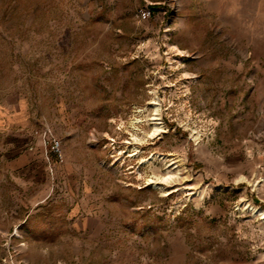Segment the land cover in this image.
I'll list each match as a JSON object with an SVG mask.
<instances>
[{"label": "rangeland", "instance_id": "1", "mask_svg": "<svg viewBox=\"0 0 264 264\" xmlns=\"http://www.w3.org/2000/svg\"><path fill=\"white\" fill-rule=\"evenodd\" d=\"M15 99L34 120L0 127V264H264L240 207L264 209V0H0Z\"/></svg>", "mask_w": 264, "mask_h": 264}, {"label": "bare ground", "instance_id": "2", "mask_svg": "<svg viewBox=\"0 0 264 264\" xmlns=\"http://www.w3.org/2000/svg\"><path fill=\"white\" fill-rule=\"evenodd\" d=\"M149 105H151L152 107V112L151 114L148 116V124L151 125V129L150 131H144L145 136L149 137L150 139H154L155 137L161 136L163 133L167 132L166 128L164 126V121H163V117H162V108H161V100L159 97H155L152 100H150L148 102ZM142 111V110H141ZM143 120L140 118H137L135 120H133L131 122V126L133 127V129H137L136 126L137 124L142 123ZM127 132H130L132 135L131 140L132 141H127V143H131V144H142L144 138L140 137L139 134L137 132H132L131 129H128ZM110 136V135H109ZM128 152V151H127ZM142 149L139 148L138 146H135L134 152L131 153L129 151V155L128 157L134 158V157H139L140 159V164L144 165L147 163L148 158H146L145 156H141L142 154ZM165 158V156H164ZM177 162L176 161H171L167 164V167L169 169L168 173L166 176L164 177H158V180H161V182H165L167 184H171L175 181L174 178V173L171 171V167L173 165H175ZM151 182L152 179H150ZM159 182H156V184H158ZM175 190L173 191H168L169 194L173 193ZM242 209L246 210L247 212H249L253 217L258 218L259 220H263L264 221V209L260 208L259 206L253 205L251 203H245L243 205L240 206ZM17 233H19V231L17 230Z\"/></svg>", "mask_w": 264, "mask_h": 264}, {"label": "crops", "instance_id": "3", "mask_svg": "<svg viewBox=\"0 0 264 264\" xmlns=\"http://www.w3.org/2000/svg\"><path fill=\"white\" fill-rule=\"evenodd\" d=\"M26 103L15 99L13 101L0 104L2 113H5L2 118H0V127L8 133H14L17 131L24 132V141L27 142L28 139V129L31 127L34 117L31 116L28 108H26ZM35 122V121H34ZM42 173L46 171L45 166H41Z\"/></svg>", "mask_w": 264, "mask_h": 264}, {"label": "built area", "instance_id": "4", "mask_svg": "<svg viewBox=\"0 0 264 264\" xmlns=\"http://www.w3.org/2000/svg\"><path fill=\"white\" fill-rule=\"evenodd\" d=\"M48 133L49 132H44V134L46 136L48 135ZM50 143H52V150H53V139L50 141ZM46 144H47V142H46ZM60 147H61V143L57 141L55 144L56 151H60V149H61Z\"/></svg>", "mask_w": 264, "mask_h": 264}]
</instances>
